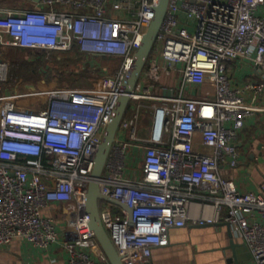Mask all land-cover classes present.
I'll return each mask as SVG.
<instances>
[{"label": "built area", "instance_id": "2783aa9c", "mask_svg": "<svg viewBox=\"0 0 264 264\" xmlns=\"http://www.w3.org/2000/svg\"><path fill=\"white\" fill-rule=\"evenodd\" d=\"M158 3L39 0L32 8H0V46L77 50L82 59L119 61L110 76L93 61L100 85L52 89L42 108H28L18 105L16 95L3 93L8 63L0 55V247L22 239L48 249L61 241L67 264H111L90 229L86 195L94 156ZM263 8L264 0L168 1L99 180L102 194L131 209L129 223L125 209L99 202L101 223L123 264H150L153 249L168 245L170 229L186 225L195 202L215 210V218L198 220L201 224L217 222L225 208L223 220L253 264H264V185L258 193H241L220 173L222 165L238 166V132L264 90ZM238 60L255 66L261 79L232 87L228 65ZM173 71L180 73L174 88H162L172 95H154L153 86ZM208 82L213 99L195 98L190 88ZM143 110L151 115L149 132L138 136ZM196 134L210 152L195 150ZM132 145L141 154V178L124 179ZM55 204L65 205L61 223L50 211Z\"/></svg>", "mask_w": 264, "mask_h": 264}, {"label": "crops", "instance_id": "0c3cea01", "mask_svg": "<svg viewBox=\"0 0 264 264\" xmlns=\"http://www.w3.org/2000/svg\"><path fill=\"white\" fill-rule=\"evenodd\" d=\"M37 3L39 0H0V8L3 10L32 8L36 7ZM261 13H264V8ZM183 17L181 16L182 19ZM2 37L8 40L6 34L3 33ZM25 51H31V49L0 46V55L8 63V68L10 61H15L22 55L23 58L30 59V55L25 56ZM154 57L160 65L164 64L159 56ZM99 66L102 73L112 74L108 68L109 65L100 64ZM228 67L232 87L242 86L249 80L259 81L261 79L259 71L252 64L238 60L229 64ZM179 78L178 71L165 76L162 82L153 86L154 95L163 96L162 88H174ZM17 82L25 81L19 79ZM142 82H146L145 78ZM190 90L195 98L207 95L213 99L214 96V86L210 82L198 88H190ZM3 93L11 95V92L6 89ZM23 94L35 95L34 85L24 83ZM253 105L255 106L254 113L246 118L235 141L239 152L238 166L231 169L227 165H222L220 168L221 175L232 178L241 193H258L260 186L264 185V90ZM128 112L129 110L126 113ZM149 126L150 122L147 128L140 131L141 136L148 134ZM194 148L203 153L210 152L201 144L199 134L195 135ZM122 177L124 179L141 178V154L133 145L126 154ZM260 193L264 197V189H261ZM64 206V204L51 205L50 211L58 223L62 221ZM224 215L225 208L222 209L217 222L201 224L198 220H213L215 210L210 203H192L186 225L170 229L168 245L153 249L150 264H253L248 248L234 234L232 228L225 224ZM255 219L259 220L258 216H255ZM0 264H67V259L61 241L48 249H39L22 239H15L9 245L0 247Z\"/></svg>", "mask_w": 264, "mask_h": 264}, {"label": "water", "instance_id": "95a60500", "mask_svg": "<svg viewBox=\"0 0 264 264\" xmlns=\"http://www.w3.org/2000/svg\"><path fill=\"white\" fill-rule=\"evenodd\" d=\"M168 1L169 0H159L158 5L154 8V18L147 28L138 49L133 54L132 61L122 85V94L105 130L102 142L94 156V168L91 173L92 180L88 185L85 211L90 216V229L94 233L99 246L111 264H123V262L122 257L116 252L101 223L99 215V202L106 201L125 209L128 213L129 223H131V209L119 201L102 194L99 188V180L102 176L110 149L116 141L120 121L127 112L130 103L129 95L134 91L145 68L146 62L151 55L157 33L167 11ZM171 93V91H163V96L170 97L172 95ZM225 224L230 227L228 223Z\"/></svg>", "mask_w": 264, "mask_h": 264}, {"label": "trees", "instance_id": "16d2710c", "mask_svg": "<svg viewBox=\"0 0 264 264\" xmlns=\"http://www.w3.org/2000/svg\"><path fill=\"white\" fill-rule=\"evenodd\" d=\"M25 52V56H31L30 59L26 57L23 58L22 55L19 59L12 62L10 61V82H17L19 79L25 82L29 80L38 81L42 79L41 70L44 66L48 67L46 70L48 74L45 80L48 81V79H51L52 82L49 83L53 87L61 84L68 87L90 86L91 82L95 81L97 78L96 74H94L97 70L91 72L87 67H79L80 63H82V58L77 50L50 53L36 52L34 50ZM100 61H108L107 63L112 62L106 58H102ZM109 69L110 72H112L110 65ZM87 79L89 82H86ZM146 123L145 120V124Z\"/></svg>", "mask_w": 264, "mask_h": 264}, {"label": "rangeland", "instance_id": "374dc122", "mask_svg": "<svg viewBox=\"0 0 264 264\" xmlns=\"http://www.w3.org/2000/svg\"><path fill=\"white\" fill-rule=\"evenodd\" d=\"M93 61H95V60H93ZM93 61H91L89 59H82L81 60L82 63H80L79 67L80 68L81 67L82 68L87 67V69H90L92 72V71H94L93 70L94 65H96V63L94 64ZM95 62H97L98 65L101 64V65L108 66V64H109L111 69H112V72H111L112 74H110V75H113V73L117 71L118 66H119L118 60H113L112 62H109V63H107L108 61L104 62V61H100V60L95 61ZM91 65H93V66H91ZM47 69H48L47 66H44L42 68V70H41L42 79H39L38 81L37 80L36 81H34V80L27 81V83H29V85H34L36 94L33 96L23 94V85L26 82H15V81L10 82L11 78L9 75V68H8L7 81L4 84L3 90L6 89V91L8 90L9 92H11V95H16L17 103L20 106H25L28 108H42L43 102H44L45 97L47 95V92L49 90L57 89V88H61V87H66V85H64V84H61V85L55 86V87L51 86L49 83V82H52L51 79H48V81L45 80V78L48 74V72H46ZM94 74H96L97 78L95 81L91 82L90 86H77V87H72V88L92 89L94 86L100 85L99 81L101 80V73L97 70L96 72H94ZM86 82H89L88 79L86 80ZM145 120L147 122L146 124H145ZM150 121H151V115H150L149 111L143 110L141 113V117L139 119V123H138V136H141L140 131L147 128V124ZM115 210L119 212V207H116Z\"/></svg>", "mask_w": 264, "mask_h": 264}]
</instances>
